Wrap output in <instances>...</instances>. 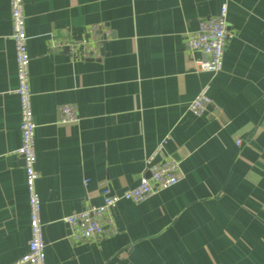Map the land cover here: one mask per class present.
Returning <instances> with one entry per match:
<instances>
[{
  "label": "crops",
  "instance_id": "obj_1",
  "mask_svg": "<svg viewBox=\"0 0 264 264\" xmlns=\"http://www.w3.org/2000/svg\"><path fill=\"white\" fill-rule=\"evenodd\" d=\"M45 264H264V0H24ZM227 9L222 69L198 70L186 34ZM105 32L99 56L56 41ZM9 0H0V264L30 240ZM73 57V58H72ZM209 85L212 104L188 105ZM63 104L78 122H58ZM180 181L113 208L114 231L74 243L64 218L135 188L145 160ZM239 142V144H237Z\"/></svg>",
  "mask_w": 264,
  "mask_h": 264
},
{
  "label": "built area",
  "instance_id": "obj_2",
  "mask_svg": "<svg viewBox=\"0 0 264 264\" xmlns=\"http://www.w3.org/2000/svg\"><path fill=\"white\" fill-rule=\"evenodd\" d=\"M24 0H9L12 32L10 38L14 45L17 88L15 94L20 107V145L15 154L22 160L25 174V188L28 194L30 240L27 253L15 264H45V243L43 241V223L41 206L36 191L38 172L35 169V129L29 85L30 57L27 50L26 16ZM227 9L220 8L217 15L201 20L198 29L186 34V46L190 54L198 53L194 60L198 70L210 74L218 73L223 66V55L227 41L231 38L226 23ZM89 39L83 41H56L54 48L67 47L71 56L76 54L84 58L99 56V45L108 39L109 33L94 35V29L89 30ZM78 52V53H77ZM73 58V57H72ZM209 85H205L188 105V111L194 116L208 112L212 101L209 96ZM79 120L76 107L73 104H63L59 108L58 122L71 125ZM167 138L162 140L156 151L145 160L146 172L141 176L139 184L121 194H113L109 189L102 192V203L89 206L86 209L66 216L63 220L69 228L68 239L74 243L93 241L106 238L114 231L111 229L113 208L119 202L140 203L158 192L175 186L181 179L179 163L171 158L161 162H153V156L159 152ZM239 144V142H237Z\"/></svg>",
  "mask_w": 264,
  "mask_h": 264
}]
</instances>
